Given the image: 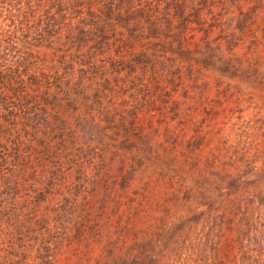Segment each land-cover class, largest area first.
Wrapping results in <instances>:
<instances>
[{
  "label": "rangeland",
  "instance_id": "obj_1",
  "mask_svg": "<svg viewBox=\"0 0 264 264\" xmlns=\"http://www.w3.org/2000/svg\"><path fill=\"white\" fill-rule=\"evenodd\" d=\"M24 1L0 0V264H258L264 0H207L173 38L49 35Z\"/></svg>",
  "mask_w": 264,
  "mask_h": 264
},
{
  "label": "trees",
  "instance_id": "obj_2",
  "mask_svg": "<svg viewBox=\"0 0 264 264\" xmlns=\"http://www.w3.org/2000/svg\"><path fill=\"white\" fill-rule=\"evenodd\" d=\"M32 0H25L29 4ZM94 0H37L36 8L37 14L33 16V19L40 17L42 22H46V34L52 35L55 32L62 34L65 28H59L56 31L55 26L71 28L77 21L84 23L85 26L81 27L79 31L87 34L102 35L105 22H112L114 20L122 21L123 23H140L142 24L141 30L149 31L150 28H157L161 30L165 27L169 29L168 36L175 37L177 30L181 28L178 22L181 20V24L188 26L189 17H192L193 12L197 16V19L202 21L204 18L203 13L200 11L199 5L206 3L207 0H100L101 4L95 5ZM100 3V2H99ZM100 5V6H99ZM43 8H42V7ZM40 9V10H39ZM45 12L41 13V10ZM39 11V12H38ZM189 13V17L187 16ZM114 16H118L116 18ZM132 16V17H130ZM183 19V21H182ZM31 21L29 20L23 27L29 26ZM145 26V28H144ZM175 29L172 30V27ZM90 27H95L94 32H89ZM88 28V29H87ZM144 28V29H143ZM40 32V31H39ZM39 32H36L37 34ZM175 41H180L175 39ZM132 41L126 44L125 49ZM108 45L107 42H104ZM121 51V50H119ZM131 53V51H130ZM146 54V53H144ZM131 55H134L131 53ZM0 97L1 94H0ZM7 101L0 100V108L9 110L10 108L4 105ZM3 136H0L2 140ZM264 255V254H263ZM258 264H264V256L257 260Z\"/></svg>",
  "mask_w": 264,
  "mask_h": 264
}]
</instances>
